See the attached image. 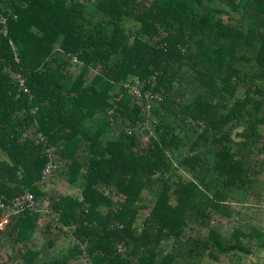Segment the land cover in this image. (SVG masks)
<instances>
[{"label":"trees","instance_id":"1","mask_svg":"<svg viewBox=\"0 0 264 264\" xmlns=\"http://www.w3.org/2000/svg\"><path fill=\"white\" fill-rule=\"evenodd\" d=\"M0 11V198L46 197L37 133L80 186L49 196L42 227L25 209L0 232L23 248L20 264H250L256 249L264 261L262 228L213 222L238 215L232 203L248 202L264 174V0H0ZM155 72L164 100L141 154L134 135L106 132L111 117L140 119L117 85ZM184 149L186 181L168 156ZM40 227L69 228L77 243L40 260Z\"/></svg>","mask_w":264,"mask_h":264},{"label":"built area","instance_id":"2","mask_svg":"<svg viewBox=\"0 0 264 264\" xmlns=\"http://www.w3.org/2000/svg\"><path fill=\"white\" fill-rule=\"evenodd\" d=\"M7 17L3 15L0 11V26L2 27V34H7L6 28ZM13 50V60L18 63L19 58L17 53L15 52V48L10 43ZM164 45H162L163 47ZM161 47V46H160ZM70 64L72 66L80 65V61L74 55L67 54ZM72 72V70H70ZM158 73L155 72L150 74L145 78L132 77L127 79L126 81L119 84V87L122 90L130 93L136 103V106L140 109V119H138L135 123H132L130 127L125 130L126 135L137 137V145L135 149L138 153H144L146 150V144L148 143L151 137H154V125L156 120L154 119L152 112L153 109L159 107V105L164 100V92L162 90L158 91L155 89V85L157 82ZM16 83L18 85V91L27 92L28 88L25 85V80L20 76L16 75L15 77ZM36 108L32 110V113H35ZM127 123V122H126ZM128 124V123H127ZM35 139L44 146V151L47 154L48 160L45 163L44 167L41 170L39 185H47L52 177L56 173L65 172L67 170L68 161L66 159H59L57 157V153L54 155V151L56 150L53 146H45V138L37 133ZM53 155V157H52ZM56 157V159L54 158ZM174 167L175 164H173ZM79 201L82 200L81 197L78 198ZM48 203L45 205H40L34 199L32 193L27 190L23 191L21 194L15 196L12 200L5 202L0 198V232L4 231L10 220L19 215L25 209L34 210L37 213L45 216L48 214V210L45 208ZM117 208L113 207V210L116 211ZM121 227V226H119ZM66 234L72 235V231L69 228H62ZM74 242L77 243L75 237L73 238ZM83 249V246H82ZM118 252L125 251V247L119 245L117 247ZM81 259L84 262H89L87 256L84 254L81 255Z\"/></svg>","mask_w":264,"mask_h":264},{"label":"rangeland","instance_id":"3","mask_svg":"<svg viewBox=\"0 0 264 264\" xmlns=\"http://www.w3.org/2000/svg\"><path fill=\"white\" fill-rule=\"evenodd\" d=\"M225 18V17H224ZM72 72L74 71L71 69ZM96 74V72L90 71V76L92 74ZM115 88V87H114ZM117 88L120 89L119 84L117 85ZM116 88V90H117ZM115 91V90H114ZM110 113V112H109ZM152 115L154 119L157 121L156 114L153 111ZM111 122V125L109 126V129L106 132V135L108 138H116L119 135H122L120 132H125V130L130 127L132 124H127L126 120L122 118H113L111 117L109 119ZM137 138V137H136ZM233 140H238L237 137H233ZM187 149L182 150L180 153H178L175 156H172L169 154L168 156L172 160V166L175 164L178 175L181 177L184 181L190 179V174L187 173V171L180 169L178 167V161L181 156H184L187 152ZM57 153V151H54V155ZM53 157V155H52ZM58 157V156H57ZM4 155L0 153V159H3ZM56 159V157L54 156ZM59 158V157H58ZM64 159V158H59ZM43 191L47 193L46 197H44L43 201H39L40 205H45V207L50 214V205H49V196H57V195H67V196H78L80 194V186L78 185H71L67 182V173L60 172L56 173L50 182L47 185H43ZM233 209H235L238 212V215H234L231 219L227 220L224 218L214 217L213 222L214 224H218L221 222L220 226H223L224 229H230L231 226H236L237 223H243L242 220H246L249 224H254L257 227L262 228L264 231V174L260 177V183L258 185V188L252 193L251 197L249 198L248 202L243 204H235L232 203ZM145 212V211H144ZM49 214V215H50ZM39 222L38 224L42 227L44 223L47 222V220L50 218L49 216L45 215H39ZM212 222V223H213ZM229 222V223H228ZM40 227V228H41ZM225 230V232L227 231ZM65 233V234H64ZM74 235H68L63 230H57L54 231L50 230L49 233L42 232V228L37 230V233L35 234V247L42 250V259L49 258L50 254H59L61 252H64L67 250L70 245L76 244L73 240ZM5 239V240H4ZM48 241H52L53 245L51 248L48 247ZM20 245L13 246L12 242H10L7 238H2L0 240V264H20V254L22 253L21 247L20 251L17 252V248ZM168 247V244H166V248ZM247 261V260H246ZM248 262L250 264H264L263 261V253L262 250L256 249L252 256L248 259Z\"/></svg>","mask_w":264,"mask_h":264},{"label":"bare ground","instance_id":"4","mask_svg":"<svg viewBox=\"0 0 264 264\" xmlns=\"http://www.w3.org/2000/svg\"><path fill=\"white\" fill-rule=\"evenodd\" d=\"M180 49V48H179Z\"/></svg>","mask_w":264,"mask_h":264}]
</instances>
